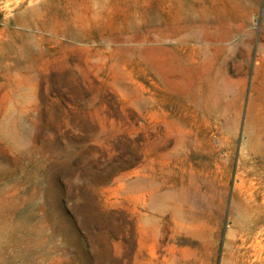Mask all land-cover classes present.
Wrapping results in <instances>:
<instances>
[{"label": "rangeland", "instance_id": "obj_1", "mask_svg": "<svg viewBox=\"0 0 264 264\" xmlns=\"http://www.w3.org/2000/svg\"><path fill=\"white\" fill-rule=\"evenodd\" d=\"M220 9L209 92L173 0H0V264H264V0Z\"/></svg>", "mask_w": 264, "mask_h": 264}, {"label": "bare ground", "instance_id": "obj_2", "mask_svg": "<svg viewBox=\"0 0 264 264\" xmlns=\"http://www.w3.org/2000/svg\"><path fill=\"white\" fill-rule=\"evenodd\" d=\"M253 1L255 0H173V6L175 7L176 12L174 22L179 25V29L172 31L169 34H164V31H158L157 39L163 41L176 38L175 42L171 44L173 45L171 49L175 52L187 49L199 60H202L205 66L202 85L209 92L215 90L221 92L225 87L230 85L229 78L225 72L227 70V68H225L227 62L225 63V61L221 59V61H218V63L215 64L218 59L216 61L214 60L213 53L221 52V54H223L225 52L222 44L230 40L236 29L233 26L235 20H233L230 15H226L224 10H218V7L220 5L229 4L241 6L243 3L248 5L249 2ZM141 18L142 20L144 18V22L148 28V30L142 31L143 36L141 39L144 38L147 41L151 36L150 34L154 33L149 29L158 27L159 21L155 13H147L145 17L142 15ZM33 20L31 21V24L36 26V22ZM229 23L231 24L230 26H228ZM239 28H241V26ZM155 34L156 33L153 34V37ZM180 34H184V36L179 37ZM28 43V36L22 34L21 37H18L14 47L9 45L8 48L13 50L15 54V60L13 61L14 64L21 65L26 58H29L34 53L32 47H30ZM197 43L201 44L202 47H195ZM245 47H247V45ZM235 48L236 46L233 45L226 53L233 52ZM229 60L233 61V58H229ZM2 64L3 62L0 61V66ZM260 123L261 127L259 129V136L257 140L250 144L247 158L254 161L252 163L254 169L257 166L264 172V114ZM243 161L244 160H242V163ZM261 179L264 181V173ZM238 220L240 228L247 226L248 229L251 230L256 226L254 221L246 220L244 216L239 215Z\"/></svg>", "mask_w": 264, "mask_h": 264}]
</instances>
